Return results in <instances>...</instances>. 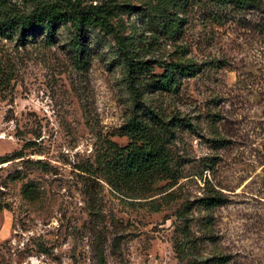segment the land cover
<instances>
[{"label": "rangeland", "instance_id": "rangeland-1", "mask_svg": "<svg viewBox=\"0 0 264 264\" xmlns=\"http://www.w3.org/2000/svg\"><path fill=\"white\" fill-rule=\"evenodd\" d=\"M174 2L0 0V264H264V8L217 21L188 0L167 32ZM48 4L51 42L6 37ZM210 186L224 201L205 210Z\"/></svg>", "mask_w": 264, "mask_h": 264}, {"label": "trees", "instance_id": "trees-1", "mask_svg": "<svg viewBox=\"0 0 264 264\" xmlns=\"http://www.w3.org/2000/svg\"><path fill=\"white\" fill-rule=\"evenodd\" d=\"M207 3L204 6V9L207 11L206 18L209 20H217L221 19L222 13L226 10H241L244 8H252L257 10L259 7L264 8V4L261 3L260 0H205ZM188 0H175L173 4L172 11L166 16L164 19V28H166L167 32L173 31L176 28L181 20L183 19L180 16V12L184 11L188 6ZM264 10V9H263ZM56 13V9L54 5H40L35 6L33 9L28 11L27 13H16L13 17L9 16L6 17L4 22H8L10 24V28L6 37H11L16 33L15 25L18 23V35L16 38V45H23L26 40V35L28 33L37 31V30H44L45 31V40L50 41L53 37V30H52V21L51 17ZM264 19V11L260 12ZM259 27L264 31V20ZM75 45L79 46V40H75ZM126 63L129 71V78H130V86L132 90L136 87L132 82L133 75L136 74L135 72V64L133 63V59L130 56L126 57ZM177 71L182 72L183 74H187L188 76H192L195 74L196 69L194 66L180 61L175 65ZM173 69L172 63H166L163 65V72L158 75L157 80L155 81L159 86L164 87V89L171 90L173 88L175 78L171 73ZM14 76V66L13 64L9 63L8 59L2 58L0 55V90L5 89L9 86L11 79ZM181 121L179 117H172L170 120L166 121V125L176 124ZM128 131H134L137 129V124L134 122H129ZM137 154H139V158L141 157L142 162L132 163V161H127L125 166L128 171L131 173L138 172L143 168L144 157L143 153L147 156H150L153 152L152 146H136ZM201 207L205 210H209L212 207L218 206L223 203L224 199L222 193L213 187H209L205 194L196 200ZM218 264H224L225 259H219L217 257Z\"/></svg>", "mask_w": 264, "mask_h": 264}]
</instances>
